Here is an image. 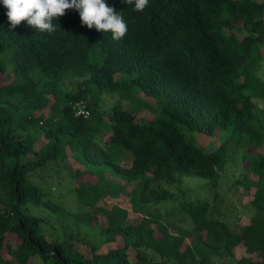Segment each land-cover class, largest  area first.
<instances>
[{"label": "trees", "instance_id": "16d2710c", "mask_svg": "<svg viewBox=\"0 0 264 264\" xmlns=\"http://www.w3.org/2000/svg\"><path fill=\"white\" fill-rule=\"evenodd\" d=\"M105 2L127 22L120 41L82 26L72 9L55 21L53 34L36 32L26 21L9 30L0 0V72H14L0 84V264H138L156 256L159 264H264V152L248 149L264 144V0H149L143 12L122 0ZM5 50L13 66L4 60ZM71 80L74 89L67 88ZM135 89L155 98L164 120L138 119L115 103L97 123L104 91L126 96ZM80 99L87 116L76 114ZM49 105L48 116L35 115ZM178 122L208 134L220 128L231 133L207 151ZM42 135L46 141L37 147ZM70 150L100 174L98 183L75 186L80 202L93 206L135 180L130 196L136 206L182 199L180 208L193 225L173 231L156 212L132 224L126 222L128 209L116 204L105 209L106 236L112 241L121 234L125 243L87 255L73 232L60 235L70 211L42 185L61 170ZM240 152L246 171L257 175L243 181L256 185V211L241 228L219 218L208 198H187L162 186L178 187L191 175L217 186ZM106 172L125 182L106 179ZM7 233L19 241L11 244ZM240 242L260 258L237 257ZM131 245L136 261L129 256Z\"/></svg>", "mask_w": 264, "mask_h": 264}, {"label": "rangeland", "instance_id": "374dc122", "mask_svg": "<svg viewBox=\"0 0 264 264\" xmlns=\"http://www.w3.org/2000/svg\"><path fill=\"white\" fill-rule=\"evenodd\" d=\"M261 52L263 59L261 60L260 74L264 78V39ZM2 56L7 65L13 66L12 58L8 50H5ZM13 77L14 72L12 68L6 73L0 72V84L11 80ZM78 79L79 78H74L73 80L78 81ZM73 80L68 82V89H74L76 87L77 83H72ZM115 103H119L133 110L138 119H152L155 122L164 120L160 110L157 108L155 98L145 94L140 89H135V91L130 92L126 96L121 95L117 91H115V93L104 91L100 97L99 106L97 107V123L100 122V119L106 117L111 106ZM260 104L263 106L262 102H260ZM51 111L52 109L49 105L36 111L35 115H43L46 117ZM178 126L188 138L197 142L207 151L214 150L231 133L229 128H220L215 134H208L200 130L189 129L182 122H178ZM109 134L110 133L107 132L105 137L108 138ZM44 141H46V137L42 135L37 142V147ZM248 149L251 151L260 150L264 152V144L259 148ZM124 164L129 165L130 159H126ZM244 164L240 152L237 154L234 161L229 163L227 168L222 171V176L217 186L210 185L209 182H207V178L198 175L185 176L183 183L179 184L178 187L166 182H162V186L174 189L175 193L180 196L185 195L187 198H208L211 201L215 214L219 218L225 219L233 227L241 228L243 225L250 223L251 216L256 211L255 206L251 204L256 185L254 182H250L248 185L243 181L247 177L250 178V180H255L257 175L253 172H247L244 168ZM100 167V171H105V167L101 165L98 168ZM60 169L58 173L42 180V185L44 189L49 191L53 199L63 203L70 211L71 220L68 222L69 224L66 228L58 224L60 235H62L64 231L73 232L75 237L80 239L79 245L82 250L89 256H92L95 252H105L111 247L121 246L125 243L121 234L117 235L116 239L112 241L108 240L106 236L105 230L109 220L105 209H111L116 204L128 209L126 222L132 224L138 223L143 218L144 214L156 212L160 214V218L164 220L173 231L179 226L191 228L193 225V220L180 208L182 199L171 198L158 202L146 203L144 208L136 206L130 196V191L136 183L135 180L127 184L125 190L120 191L117 195H103L93 206L82 203L79 201V195L75 186L80 182L91 184L98 183L100 174L98 176L97 167L90 163L84 164L76 158V155L70 150L67 161L62 163ZM76 170H81L82 172L76 174ZM105 178L112 182H125L123 177L115 176L110 172L105 173ZM153 226H157L156 222L153 223ZM6 240L15 245L19 241V238L14 233H7ZM128 252L132 260H138L137 248L135 246L131 245ZM147 253L151 255L149 251H147ZM235 255L237 257L243 255L251 256L255 260L260 258L258 253L247 251L244 242H240L236 245ZM4 256L11 258L6 247H4ZM159 259L160 258L157 256L152 261L147 258V260H142L138 264H159Z\"/></svg>", "mask_w": 264, "mask_h": 264}, {"label": "clouds", "instance_id": "9594fccd", "mask_svg": "<svg viewBox=\"0 0 264 264\" xmlns=\"http://www.w3.org/2000/svg\"><path fill=\"white\" fill-rule=\"evenodd\" d=\"M133 6L134 12H143L149 5V0H122ZM8 9L10 29H15L21 22L39 33L53 34L57 31L55 21L64 16L66 10L79 12L81 25L89 29L111 33L114 41H120L128 32V25L121 12L115 11L105 0H3Z\"/></svg>", "mask_w": 264, "mask_h": 264}, {"label": "built area", "instance_id": "2783aa9c", "mask_svg": "<svg viewBox=\"0 0 264 264\" xmlns=\"http://www.w3.org/2000/svg\"><path fill=\"white\" fill-rule=\"evenodd\" d=\"M76 108V114L79 115H85L87 116L89 114V108L87 106V103L84 99H80L75 103Z\"/></svg>", "mask_w": 264, "mask_h": 264}]
</instances>
